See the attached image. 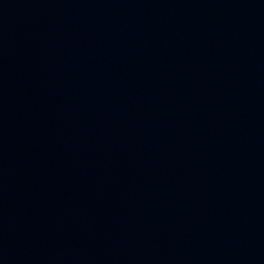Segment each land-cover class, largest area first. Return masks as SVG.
I'll return each mask as SVG.
<instances>
[{
  "label": "water",
  "instance_id": "95a60500",
  "mask_svg": "<svg viewBox=\"0 0 264 264\" xmlns=\"http://www.w3.org/2000/svg\"><path fill=\"white\" fill-rule=\"evenodd\" d=\"M0 264H264V0H0Z\"/></svg>",
  "mask_w": 264,
  "mask_h": 264
}]
</instances>
